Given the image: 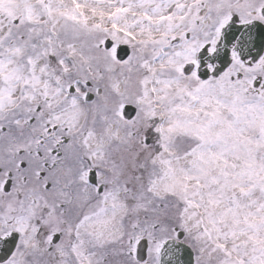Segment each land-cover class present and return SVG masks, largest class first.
I'll list each match as a JSON object with an SVG mask.
<instances>
[{
	"label": "snow or ice",
	"instance_id": "obj_1",
	"mask_svg": "<svg viewBox=\"0 0 264 264\" xmlns=\"http://www.w3.org/2000/svg\"><path fill=\"white\" fill-rule=\"evenodd\" d=\"M0 264H264V0H0Z\"/></svg>",
	"mask_w": 264,
	"mask_h": 264
}]
</instances>
